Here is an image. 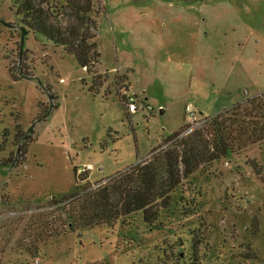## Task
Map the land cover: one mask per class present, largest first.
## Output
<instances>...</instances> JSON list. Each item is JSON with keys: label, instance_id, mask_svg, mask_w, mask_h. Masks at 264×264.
<instances>
[{"label": "rangeland", "instance_id": "obj_1", "mask_svg": "<svg viewBox=\"0 0 264 264\" xmlns=\"http://www.w3.org/2000/svg\"><path fill=\"white\" fill-rule=\"evenodd\" d=\"M91 2L101 85L39 33L19 51L0 0L15 25L0 22V264H264V141L184 179L159 229L133 214L70 232L52 203L76 190L74 167L91 164L94 187L146 160L186 104L196 127L264 92V0ZM20 64L30 78H13Z\"/></svg>", "mask_w": 264, "mask_h": 264}, {"label": "trees", "instance_id": "obj_2", "mask_svg": "<svg viewBox=\"0 0 264 264\" xmlns=\"http://www.w3.org/2000/svg\"><path fill=\"white\" fill-rule=\"evenodd\" d=\"M46 2L11 0V7L20 26L41 34L55 46H62L82 68L92 73L95 85L103 84V74L95 71L100 53L91 0H62L50 6ZM17 69L19 76L14 68L8 67L15 80L31 77L28 67L20 64ZM122 105L130 114L127 98L122 97ZM202 119L203 123L196 127L186 123L169 134L146 160L94 187L84 184L89 170L77 172L74 167L76 190L52 202L65 214L68 230L79 232L102 224L113 226L120 218L133 214H140L143 223L159 229V218L171 208L172 193L184 179L236 150L264 141V92L215 115H203Z\"/></svg>", "mask_w": 264, "mask_h": 264}, {"label": "built area", "instance_id": "obj_3", "mask_svg": "<svg viewBox=\"0 0 264 264\" xmlns=\"http://www.w3.org/2000/svg\"><path fill=\"white\" fill-rule=\"evenodd\" d=\"M134 97V96H133ZM135 98V97H134ZM134 98H128V106H127V111L132 112L137 110V102ZM184 113L187 118V123H190L192 126L197 122L198 120V115H197V110L194 108V106L191 103H188L184 107ZM93 167L91 164H87L86 166L79 168L78 172H83L85 170H92ZM33 264H41V259L38 257L33 258L32 260Z\"/></svg>", "mask_w": 264, "mask_h": 264}, {"label": "water", "instance_id": "obj_4", "mask_svg": "<svg viewBox=\"0 0 264 264\" xmlns=\"http://www.w3.org/2000/svg\"><path fill=\"white\" fill-rule=\"evenodd\" d=\"M0 22L3 23L5 26H8V27H14L15 26L14 24L4 22L1 19H0ZM19 28L21 30L19 51H21L22 47H23V43H24V37H25V34L28 32V29H26L24 26H20V25H19Z\"/></svg>", "mask_w": 264, "mask_h": 264}]
</instances>
